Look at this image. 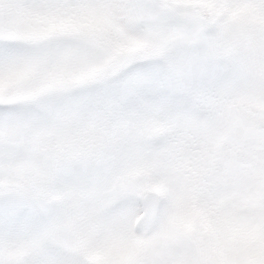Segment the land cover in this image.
<instances>
[{"label": "snow or ice", "instance_id": "obj_1", "mask_svg": "<svg viewBox=\"0 0 264 264\" xmlns=\"http://www.w3.org/2000/svg\"><path fill=\"white\" fill-rule=\"evenodd\" d=\"M0 264H264V0H0Z\"/></svg>", "mask_w": 264, "mask_h": 264}]
</instances>
